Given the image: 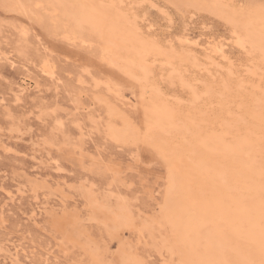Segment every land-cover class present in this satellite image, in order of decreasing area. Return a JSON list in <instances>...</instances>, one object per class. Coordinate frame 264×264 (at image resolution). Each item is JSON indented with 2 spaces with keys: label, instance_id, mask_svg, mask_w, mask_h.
Wrapping results in <instances>:
<instances>
[{
  "label": "bare ground",
  "instance_id": "1",
  "mask_svg": "<svg viewBox=\"0 0 264 264\" xmlns=\"http://www.w3.org/2000/svg\"><path fill=\"white\" fill-rule=\"evenodd\" d=\"M124 1L0 0L6 8L44 17L54 31L98 45L105 64L116 66L118 73L137 85L133 107L140 110L139 122L122 110L132 101L124 96L115 75L103 82L105 91L93 92L92 102L103 106L102 120H98L108 138L128 145L131 151L144 147L154 154L155 150L162 162L165 174L156 216L137 218L125 199L109 202L105 196L100 200L89 188L84 196L90 217L109 225L113 236L123 228L136 229L141 238L147 232L163 264H264V2L247 0L238 5L231 0H169L223 18L235 43L249 55L243 71L227 61L229 64L210 74L206 66L216 61L204 64L184 44L166 47L156 36L144 35L136 12ZM183 38L190 42L187 35ZM223 45L215 43L211 49L225 59ZM157 63L169 84L176 81L187 92L183 101L163 89L156 76ZM202 66L209 76L195 75ZM53 68L52 61L49 64L45 59L41 70L51 76ZM76 80L82 84L80 77ZM100 84L96 80L95 87ZM80 94L72 90L75 109L81 107ZM126 99L129 102L123 101ZM88 116L95 122L94 115ZM58 118L55 129L62 131L64 125ZM77 128L82 131V124ZM134 250L124 241L112 252L116 261H107L95 249L93 254H99L100 264H147Z\"/></svg>",
  "mask_w": 264,
  "mask_h": 264
},
{
  "label": "rangeland",
  "instance_id": "2",
  "mask_svg": "<svg viewBox=\"0 0 264 264\" xmlns=\"http://www.w3.org/2000/svg\"><path fill=\"white\" fill-rule=\"evenodd\" d=\"M231 1L242 5L247 0ZM124 4L136 12L144 35L156 36L166 47L188 46L204 64L216 61L206 66L210 74L229 64L227 61L236 70L246 68L249 55L235 43L229 24L220 16L169 0H125ZM19 12L0 5V264H100V256L93 254V249L113 262L116 258L112 252L124 241L132 244L147 264H163L147 232L141 238L136 229L123 228L113 236L109 225L90 217L84 196L91 188L100 200L105 196L109 202L125 199L137 218L156 216L165 174L162 162L155 150L154 154L144 147L131 151L128 145L108 138L100 123L103 106L92 102L93 92L105 91L103 82L115 75L124 96L132 101L130 106L122 104V110L139 122L140 110L133 107L138 91L135 81L118 73L116 66L111 65L112 69L105 64L98 45L54 31L44 17ZM183 35L189 43L181 39ZM215 43L225 45V59L213 54ZM45 59L49 64L52 61L51 76L41 70ZM203 66L195 75L209 76ZM155 68L163 89L183 101L187 92L176 81L169 84L161 76L158 63ZM95 79L101 81L98 87ZM74 89L82 93L78 109L71 99ZM89 114L94 115L95 122L88 119ZM57 118L64 125L62 131L55 129Z\"/></svg>",
  "mask_w": 264,
  "mask_h": 264
}]
</instances>
